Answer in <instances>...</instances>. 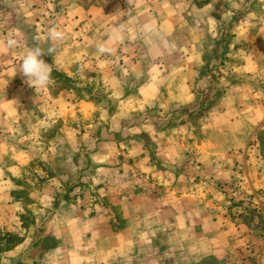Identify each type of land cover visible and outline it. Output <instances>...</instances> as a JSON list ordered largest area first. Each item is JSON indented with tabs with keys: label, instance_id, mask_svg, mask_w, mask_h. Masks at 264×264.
<instances>
[{
	"label": "rangeland",
	"instance_id": "rangeland-1",
	"mask_svg": "<svg viewBox=\"0 0 264 264\" xmlns=\"http://www.w3.org/2000/svg\"><path fill=\"white\" fill-rule=\"evenodd\" d=\"M187 6L140 71L66 40L33 89L8 69L23 49L0 50V264L30 247L39 264H264V0ZM16 25L47 52L55 23Z\"/></svg>",
	"mask_w": 264,
	"mask_h": 264
},
{
	"label": "crops",
	"instance_id": "crops-1",
	"mask_svg": "<svg viewBox=\"0 0 264 264\" xmlns=\"http://www.w3.org/2000/svg\"><path fill=\"white\" fill-rule=\"evenodd\" d=\"M1 1L0 23L13 25L8 31L0 32V39L5 37L4 32L16 34V29H19L17 22L39 26L42 30L45 29L43 24L55 23L56 27L66 32V40L70 41L68 47L62 46L58 54L63 55L66 52L70 54V51L73 55H80V40L88 39L90 48L82 53L98 58L100 56L96 52V45L106 41L108 46L114 49L112 55L107 58L115 55L124 56L128 63L127 69L137 71L142 70L139 57L154 54L159 46L170 43L176 39L178 32L184 30L180 24L187 19L184 21L181 10L188 5V1L191 2V0H4L3 3ZM50 9H54L56 13L50 14ZM117 16L118 19L115 20ZM213 21L210 17L207 20L208 23ZM112 22L113 26L123 24L120 28H113ZM189 47L185 48L186 51ZM202 47L205 51L206 46ZM162 53L176 57L180 52L175 46L173 48L168 46ZM8 64V69L17 71L13 68L17 64L12 62L11 57H8ZM144 88H147L145 92L148 90L155 94L160 90V84L153 82L146 84ZM175 92L172 95L169 92L171 101L179 100L178 93ZM19 160L10 163L8 167V172L16 177L19 167L23 165Z\"/></svg>",
	"mask_w": 264,
	"mask_h": 264
},
{
	"label": "clouds",
	"instance_id": "clouds-1",
	"mask_svg": "<svg viewBox=\"0 0 264 264\" xmlns=\"http://www.w3.org/2000/svg\"><path fill=\"white\" fill-rule=\"evenodd\" d=\"M117 19L118 16L115 20ZM122 24L123 23L119 24V26H113L112 22L113 28H120ZM66 38V32L59 27L54 26L47 31L45 37L47 41L51 42V46L47 49V52H45L39 43H36L31 47L24 46L21 42L19 33L11 34L6 39L0 41V50L13 51L22 48L23 51L20 55V64L17 71L26 78V83L33 89H45L53 83L51 76L53 69L51 64L46 63L43 57L52 54L58 46L63 44ZM113 50L112 47L108 46L106 41H102L96 45V52L100 57L112 55ZM85 69L87 68L81 69L82 74Z\"/></svg>",
	"mask_w": 264,
	"mask_h": 264
},
{
	"label": "water",
	"instance_id": "water-1",
	"mask_svg": "<svg viewBox=\"0 0 264 264\" xmlns=\"http://www.w3.org/2000/svg\"><path fill=\"white\" fill-rule=\"evenodd\" d=\"M31 250H32V247H30L29 250L25 251L21 255L19 264H39V260L37 258L31 259L29 257Z\"/></svg>",
	"mask_w": 264,
	"mask_h": 264
}]
</instances>
